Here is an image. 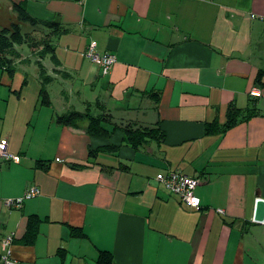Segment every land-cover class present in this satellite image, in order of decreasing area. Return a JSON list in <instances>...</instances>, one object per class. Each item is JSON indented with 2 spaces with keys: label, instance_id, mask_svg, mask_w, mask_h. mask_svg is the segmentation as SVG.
I'll return each instance as SVG.
<instances>
[{
  "label": "crops",
  "instance_id": "crops-1",
  "mask_svg": "<svg viewBox=\"0 0 264 264\" xmlns=\"http://www.w3.org/2000/svg\"><path fill=\"white\" fill-rule=\"evenodd\" d=\"M12 2L67 27L55 54L70 74L53 81L71 83L66 98L83 96L78 82L91 90L59 107L51 94L41 103L40 90L27 102L24 68L14 114L8 99L0 106V140L21 156H0V254L13 233L15 264H102L101 250L112 264H264V221L254 220L264 198V0H0L10 16ZM90 40L116 56L106 73L86 56ZM97 100L114 121L158 125L164 139L134 148L121 127L99 135L86 119L57 121ZM232 105L254 113L224 127ZM22 107L29 116L18 121ZM210 122L223 127L208 132ZM172 170L200 177L201 209L156 179ZM33 185L37 195L6 205Z\"/></svg>",
  "mask_w": 264,
  "mask_h": 264
},
{
  "label": "trees",
  "instance_id": "trees-1",
  "mask_svg": "<svg viewBox=\"0 0 264 264\" xmlns=\"http://www.w3.org/2000/svg\"><path fill=\"white\" fill-rule=\"evenodd\" d=\"M12 10L15 14L4 26H0V83L2 72H7L9 77L18 70L25 73V65L30 64L37 70L40 81L41 103L51 105L52 100L48 92V85L56 76L55 74L69 75V71L59 67V61L55 54V45L60 34L67 27L56 20L39 19L32 16L21 2H12ZM36 34H40L39 37ZM53 67L52 72L49 67ZM98 100L88 103L84 110L72 108L57 114V121L66 124H76L79 120L88 121L87 131L92 134L109 135L115 127H121L126 144L138 148L149 140L164 139V132L158 125H139L134 122H116L112 114L102 107ZM241 109L235 105L229 107L227 120L224 127L234 124L254 113ZM103 122L112 124V129L104 127ZM223 126L217 122H210L206 131H219ZM105 148V147H104ZM96 150L91 149L90 153ZM39 217L32 215L29 218L26 239L32 242L38 232ZM74 234L84 235L79 227H72ZM111 253L101 250L98 260L102 264H112Z\"/></svg>",
  "mask_w": 264,
  "mask_h": 264
},
{
  "label": "built area",
  "instance_id": "built-area-1",
  "mask_svg": "<svg viewBox=\"0 0 264 264\" xmlns=\"http://www.w3.org/2000/svg\"><path fill=\"white\" fill-rule=\"evenodd\" d=\"M85 52L90 60L100 64L104 73H106L116 61V56L112 52H99L95 40H90L88 42ZM250 94L252 96H260L262 91L258 86H254L250 89ZM0 156L7 160H13L14 162H19L21 158L20 154L12 153L8 150L7 139L5 138L0 140ZM156 179L172 193L177 194L188 206L201 209V199L196 195V187L200 183L199 176H192L179 170H172L168 172H158L156 174ZM38 193V186L33 185L26 189L22 195L6 198L5 203L9 207L21 206L25 199L33 197ZM218 211L223 212V209L219 208ZM13 239V233H9L3 238L4 252L0 254V264H15V260L11 257L10 248Z\"/></svg>",
  "mask_w": 264,
  "mask_h": 264
},
{
  "label": "rangeland",
  "instance_id": "rangeland-1",
  "mask_svg": "<svg viewBox=\"0 0 264 264\" xmlns=\"http://www.w3.org/2000/svg\"><path fill=\"white\" fill-rule=\"evenodd\" d=\"M0 6H2V4L0 3ZM14 14H8L6 10H2V8H0V26H4L5 23H8V21L12 18H14ZM38 37L40 34H36ZM26 70H27V80L28 82L23 86L22 85V79H23V70H18L17 72H15L14 75H12L11 77H9V82L6 83H0V106L1 107H6V101L8 99L9 106L11 107V113L14 114V111L16 110V101L11 100L10 95H13L12 90L16 89V87L20 88L21 85L23 86V91H25L27 94V102H30V100L34 99L35 94L40 90V81L39 78L36 76V72L33 68V66L26 65L25 66ZM8 76L7 74L3 73L1 75V80H7ZM12 80V81H11ZM11 81V84H10ZM75 89H80L83 92V96L87 95L88 93H90L91 90V86H84L82 85L80 82L75 83ZM66 89L65 91L63 89ZM71 83L68 80L65 81H53L51 83H49L48 85V92L49 94H51L52 100L54 101V104L56 106H62L65 104H73V102H75L77 100V97L80 98V96H74V94L68 96L66 98V95L64 94V92L70 91L71 89ZM81 96V97H83ZM92 96V95H91ZM41 98V96H40ZM66 99V100H65ZM79 105V103H78ZM13 108V109H12ZM29 116V113L26 114V111L24 110V108L22 107L18 113V121H22V116ZM11 118V116H10ZM9 118V119H10ZM26 119H23V121H25ZM26 124V123H25ZM9 125V122L8 124ZM30 126V124H29Z\"/></svg>",
  "mask_w": 264,
  "mask_h": 264
},
{
  "label": "water",
  "instance_id": "water-1",
  "mask_svg": "<svg viewBox=\"0 0 264 264\" xmlns=\"http://www.w3.org/2000/svg\"><path fill=\"white\" fill-rule=\"evenodd\" d=\"M254 220L259 222L264 221V198L262 197H259L257 200Z\"/></svg>",
  "mask_w": 264,
  "mask_h": 264
}]
</instances>
